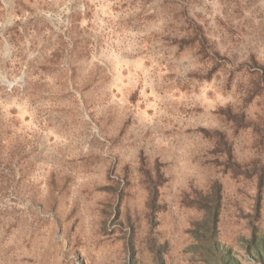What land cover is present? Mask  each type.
<instances>
[{
  "label": "rangeland",
  "instance_id": "obj_1",
  "mask_svg": "<svg viewBox=\"0 0 264 264\" xmlns=\"http://www.w3.org/2000/svg\"><path fill=\"white\" fill-rule=\"evenodd\" d=\"M216 188L260 264L264 0H0V264H207Z\"/></svg>",
  "mask_w": 264,
  "mask_h": 264
},
{
  "label": "trees",
  "instance_id": "obj_2",
  "mask_svg": "<svg viewBox=\"0 0 264 264\" xmlns=\"http://www.w3.org/2000/svg\"><path fill=\"white\" fill-rule=\"evenodd\" d=\"M221 193L216 188L212 193L204 195L196 200L195 206L203 210L204 217L196 221L191 230L196 244L192 248L201 253L203 263L207 264H241L232 249L222 245L218 241V222L221 210ZM242 248L248 253L251 260L263 264L264 259V236H260L257 229L251 232L250 238L241 241ZM157 261H160V255Z\"/></svg>",
  "mask_w": 264,
  "mask_h": 264
},
{
  "label": "built area",
  "instance_id": "obj_3",
  "mask_svg": "<svg viewBox=\"0 0 264 264\" xmlns=\"http://www.w3.org/2000/svg\"><path fill=\"white\" fill-rule=\"evenodd\" d=\"M75 264H80V262H79V261H77V260H75Z\"/></svg>",
  "mask_w": 264,
  "mask_h": 264
}]
</instances>
